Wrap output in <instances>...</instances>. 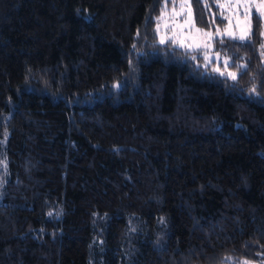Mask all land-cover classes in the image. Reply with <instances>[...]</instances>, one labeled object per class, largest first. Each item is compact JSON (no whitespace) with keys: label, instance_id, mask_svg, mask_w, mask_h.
Segmentation results:
<instances>
[{"label":"trees","instance_id":"1","mask_svg":"<svg viewBox=\"0 0 264 264\" xmlns=\"http://www.w3.org/2000/svg\"><path fill=\"white\" fill-rule=\"evenodd\" d=\"M167 1L0 0V264L264 262L261 19L213 40L231 79L157 41Z\"/></svg>","mask_w":264,"mask_h":264},{"label":"rangeland","instance_id":"2","mask_svg":"<svg viewBox=\"0 0 264 264\" xmlns=\"http://www.w3.org/2000/svg\"><path fill=\"white\" fill-rule=\"evenodd\" d=\"M218 7V15L221 21L220 26H216L213 31H204L196 27L193 23L192 11L189 0H169L161 5L159 14L154 18L155 33L157 41L161 39L171 42L177 47L189 51H195L202 59V66L206 71L233 79L232 75L243 68L239 63L235 69L231 60L224 54L212 50L213 40L219 37H228L240 40L241 28H244V8L239 7L237 0H215ZM252 12L256 13L255 8ZM264 29V17H261ZM261 60L264 62V48L260 49ZM239 264H254L241 262ZM264 264V262L257 263Z\"/></svg>","mask_w":264,"mask_h":264},{"label":"snow or ice","instance_id":"3","mask_svg":"<svg viewBox=\"0 0 264 264\" xmlns=\"http://www.w3.org/2000/svg\"><path fill=\"white\" fill-rule=\"evenodd\" d=\"M238 6L244 8V19H245V27L241 28V34L238 37L241 41H245L249 38L252 33V20L255 15L256 25L259 26V20L261 17H264V0H237ZM255 8L256 14L252 12V8ZM264 35V33H261ZM237 37L233 36V39ZM160 43H164V39L162 38ZM264 48V45L261 46ZM243 67V66H241ZM232 75L233 79H235V74Z\"/></svg>","mask_w":264,"mask_h":264}]
</instances>
